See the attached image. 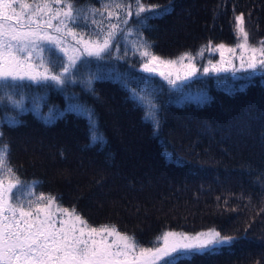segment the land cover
<instances>
[{
  "label": "trees",
  "instance_id": "trees-1",
  "mask_svg": "<svg viewBox=\"0 0 264 264\" xmlns=\"http://www.w3.org/2000/svg\"><path fill=\"white\" fill-rule=\"evenodd\" d=\"M144 2L168 9L144 32L165 59L195 54L209 41L233 46L240 14L250 41L264 40V0ZM139 61L132 55L127 61H92L88 71L103 77L94 82L95 96L80 83L39 93L45 113L47 105L65 109L73 93L90 105L106 137L103 148L87 146L84 119L69 114L46 125L27 111L21 126L2 128L11 164L22 179L39 182L37 193L74 206L90 226L114 225L144 246L168 230L215 229L233 238L214 250L192 252L180 264H264V73L250 79L214 75L172 94L150 79L161 108L154 133L121 83L120 74L129 73L131 86L145 88L136 68L127 65ZM31 88L29 98L37 94V86ZM205 95L208 103L201 102Z\"/></svg>",
  "mask_w": 264,
  "mask_h": 264
},
{
  "label": "snow or ice",
  "instance_id": "snow-or-ice-1",
  "mask_svg": "<svg viewBox=\"0 0 264 264\" xmlns=\"http://www.w3.org/2000/svg\"><path fill=\"white\" fill-rule=\"evenodd\" d=\"M167 11L144 0H0V264H180L193 251L214 250L232 242V237L215 229L195 235L165 231L144 246L114 225L90 226L74 206L69 209L56 197L37 193L39 182L22 179L9 160L10 146L2 128L21 126L27 111L46 125L69 114L84 119L87 146L106 145L94 109L75 93L65 109L47 105L46 113L42 108L47 102L39 94L50 86L64 91L80 83L95 96L94 82L103 77L88 71L93 60L127 61L129 55L139 56L138 71L158 75L177 90L198 73L243 72L248 79L264 73V40L250 41L244 14L235 16L236 43L215 46L219 62L197 63V57L212 48L211 41L195 54L188 51L175 59L155 54L144 32L152 19ZM237 49L238 55L224 58L225 51L236 53ZM236 59L238 67L233 63ZM129 65L136 68L135 63ZM129 75L120 74L128 99L142 110V121L156 133L161 108L156 91L149 87L153 82L137 77L144 81L145 88L140 89L130 85ZM32 85L37 86V94L29 98ZM209 99L205 95L201 102ZM26 101L30 107L26 108Z\"/></svg>",
  "mask_w": 264,
  "mask_h": 264
},
{
  "label": "rangeland",
  "instance_id": "rangeland-1",
  "mask_svg": "<svg viewBox=\"0 0 264 264\" xmlns=\"http://www.w3.org/2000/svg\"><path fill=\"white\" fill-rule=\"evenodd\" d=\"M17 7H18V6H17ZM215 46H216V45L212 46L211 49L204 51V53H203V57H202V58H201V57H197V63H198L199 65L206 66L207 63H208V60H209V59H211L213 62H219V61L221 60L220 52H218V51L215 50ZM226 46H227V45H226ZM238 54H239V49H237V52H236V53H229V52L225 51V52H224V58H225V59H228L229 56H232V55H238ZM93 61H95V60H93ZM112 61H114V60H112ZM98 62H99L100 64L103 63V62H101V61H98ZM233 63H235V64L237 65V67L239 66V60H238V59L234 60ZM109 64H110V65H109V68H111V70H114L116 66H114V65L111 64V63H109ZM127 65H129V63H128ZM129 67H130V65H129ZM138 69H139V66L136 67V71H137V73H139L142 77H148L149 79H153V80H155V81L161 83V84L165 87L166 91H167L169 94H172V93H174V92H176V91L178 92L181 88L185 87V84H182V85H180V89H179V90H177V89H171V88L169 87V85L167 84V82H166L165 80H163L161 77H159L158 75H154V74L149 75V74H147V73H143V72L138 71ZM223 74L229 75L230 77H232V78H234V79H244V77H246V76L248 75V74L243 73V72H237V73H235V75H234L231 71H229V72H220V73H218V74H211V73H210V74L207 75V76H202V75H200V74L198 73L197 76L194 77L191 81H194V80H197V79H204V80H206V83H208V82L210 81V78H211L212 76H214V75H223ZM260 74H261L260 72H257V75H260ZM191 81H189V82H191ZM185 83H188V82H185ZM144 103L147 104L146 101H145ZM209 230H211V229L203 230V231H200V232H207V231H209ZM168 231H173V230H168ZM175 232H181V231H175ZM200 232H198V233H200ZM195 234H197V233H194V234H192V235H195ZM226 245H227V244H226ZM193 252H195V251H193ZM202 252H203V251H202Z\"/></svg>",
  "mask_w": 264,
  "mask_h": 264
}]
</instances>
